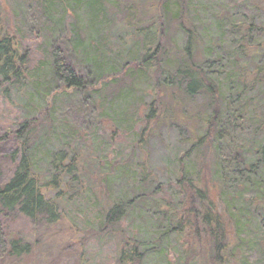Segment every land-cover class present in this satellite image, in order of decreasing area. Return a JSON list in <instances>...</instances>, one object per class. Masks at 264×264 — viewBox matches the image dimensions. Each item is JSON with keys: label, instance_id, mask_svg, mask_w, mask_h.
<instances>
[{"label": "trees", "instance_id": "1", "mask_svg": "<svg viewBox=\"0 0 264 264\" xmlns=\"http://www.w3.org/2000/svg\"><path fill=\"white\" fill-rule=\"evenodd\" d=\"M56 1L70 15L53 22L55 16L50 15V6L58 4L52 0L37 2V27L34 25L28 32L34 35L31 66L19 56L22 37L18 33L8 37L0 28L2 93L7 94L9 85L22 84L27 78L33 79L32 76L38 85V77L42 73L47 78L46 72L47 81L53 82L57 89L47 109L56 103L55 98L65 101L61 121L64 131L57 140L61 145L57 149L48 148L39 166L34 157L49 135L50 126L40 130L44 123L34 118L20 126L25 136L19 141L18 162L12 176L0 184V214L16 212L31 221L43 217L47 223H53L58 219L54 200H62L67 190L72 192L70 199L86 196L78 187L83 174L80 162L82 157L93 155V146L97 144L99 134L95 126L100 122L98 113L106 100L103 91L111 83L104 70L110 65L119 69L121 79L139 72L150 76L153 72L158 96L147 106L139 143L145 142L151 121L160 126L169 121L191 126L195 123L202 132L198 135L193 125L186 137L190 148L180 157V163L185 157H197L199 171L194 177L187 176L181 167L174 186L178 189L180 207L174 208L165 235L173 232L187 239L183 264H195L196 260L200 264H264V8L255 6L253 0H195L193 11L201 8V2H214V8L221 12L209 15L214 36L199 50L198 31L185 23V0H178L177 16L169 13L171 0H157V30H153V25L131 24L128 30L132 44L139 43L141 50L132 61H124L113 48L114 38L109 30L112 16L105 0ZM80 10L84 14V31L101 32L96 42L85 43V49L82 38L75 33L79 29L65 32L58 29L75 19ZM171 21L185 36L180 55L177 53L171 61L174 67L165 61L168 47L164 30ZM210 28L208 25L206 30ZM176 90L186 99L207 96L209 111H186L176 118L172 110L183 106L181 97H174L170 108L162 110L161 91L173 94ZM157 103L158 114L153 110ZM43 115L46 117V112ZM117 134L116 130L112 137ZM145 180L146 176L141 175V181ZM74 182L77 187L71 191ZM51 193H55L54 199ZM146 194L139 192L125 203L117 201L109 205L99 230L92 234L97 237L106 232L118 233L117 226L126 218L127 208L146 198ZM28 252L26 244L6 238L0 223V259L21 257ZM153 252V248L140 251L137 242L124 238L117 252V264H143L146 255Z\"/></svg>", "mask_w": 264, "mask_h": 264}, {"label": "rangeland", "instance_id": "2", "mask_svg": "<svg viewBox=\"0 0 264 264\" xmlns=\"http://www.w3.org/2000/svg\"><path fill=\"white\" fill-rule=\"evenodd\" d=\"M29 1L31 3L27 4ZM29 1L0 0V28L8 37L15 33L22 37L19 56H23L25 61L28 60L31 66L30 50L33 48L34 35L28 32H31L30 29L34 25L37 27V2L46 3L48 0ZM52 1L58 4V7L55 4L50 6V15L55 16L53 22H57L58 18L62 19L63 15H70L67 11L61 10L64 6L62 3ZM194 1H184L186 7L184 18L189 27L195 26L198 31V49L201 50L210 36H214L213 23H208L212 20L209 15H220L221 12L214 8L216 7L214 2H201V8L193 11ZM105 2L109 15L112 16L109 30L114 38L113 48L120 52L119 55L124 61H132L135 56H139L141 49L139 43L132 44L128 29H131L130 25L133 24L139 27L153 25V30H157L158 22L155 23L158 19L157 0H105ZM253 4L260 9L264 8V0H253ZM27 6H31L30 10ZM170 6V15H179L178 0H171ZM127 10L130 12H126ZM75 15V19L58 29L64 32L79 29L80 31L75 33L82 38L84 44L82 48L85 49V43L96 42L101 32L98 34L92 30L85 32L82 24L84 14L80 10ZM126 15L130 18L127 19ZM208 25L211 27L209 31L206 30ZM164 32L168 47L165 61L171 63L176 59L177 53L180 55L179 50L185 43V36L177 31L174 21L169 23ZM194 54L201 58L199 52L195 51ZM110 66L104 70L111 83L103 91L102 97L106 100L102 111L98 113L100 122L98 124H96L98 121L93 122L96 124L95 129L97 128L95 131L99 134L97 144L93 146L95 149L91 152L93 155L82 157L80 162L83 174L80 175L78 187L86 192V196L80 195L70 199L72 192L67 190L62 200H54L58 219L53 223H47L43 217L31 221L16 212L0 214V223L6 238L29 247L28 254L21 257H4L0 259V264H117V252L124 238L137 242L140 251L146 248L154 249L152 254L146 255L143 264H183L187 239L184 236L177 237L173 232L166 235L165 233L169 230V219L175 211L174 208L180 207L178 189L174 186L181 167L187 176L194 177L199 171L197 157L193 158L192 155L185 157L180 163V157L190 148L186 143V137L195 123L191 126L187 123L183 125L169 121V124L160 126L151 121L145 132V142L140 144L141 122L148 113L147 106L155 100V96H158L154 91L156 86L153 72L150 76L139 72L132 77L121 79L119 69H112ZM172 66L175 65L171 63ZM46 75L45 72L47 78L44 79L41 73L38 85L32 76L33 79L27 78L22 84L9 85L5 95L1 91L3 87L0 89V184L12 176L18 162L19 141L25 136L20 126L25 121L34 118L43 122L40 130L49 129L50 126L49 135L45 142L39 145L38 154L34 157L36 165L39 166L43 161L42 154L45 155L48 148L57 149L61 145L57 140L64 131L61 121L65 101L61 102L59 98H55L56 103L47 109V105L51 103L50 98L57 89L53 82L47 81L49 78ZM167 93L161 91L159 106L162 110L167 106L170 108L174 97H181L183 106L172 110L176 118L186 111L188 113L193 110L203 113L209 111L208 97L205 95L186 99L178 90L173 94ZM153 110L158 114V103ZM43 112H46L48 119H45ZM19 130L20 134H16ZM116 130L118 134L112 137ZM196 130L198 135H202L197 126ZM141 175L146 176L145 182L141 181ZM75 183L71 191L77 187ZM139 192L141 195L147 192L146 198L139 199L136 204L127 208L126 218L117 226L118 233L106 232L97 237L92 234L99 230L101 218L109 205L117 201L125 203L135 198ZM54 194L51 193L50 196L53 199ZM195 264L200 263L196 260Z\"/></svg>", "mask_w": 264, "mask_h": 264}]
</instances>
